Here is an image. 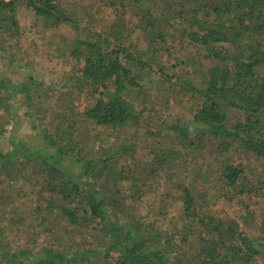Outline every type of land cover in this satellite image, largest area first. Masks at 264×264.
I'll return each instance as SVG.
<instances>
[{"label": "trees", "instance_id": "trees-1", "mask_svg": "<svg viewBox=\"0 0 264 264\" xmlns=\"http://www.w3.org/2000/svg\"><path fill=\"white\" fill-rule=\"evenodd\" d=\"M65 5V0H0V47L1 51L9 48L14 74L28 67L23 64L26 58L21 54V43L30 37L29 31L35 28L40 32L62 23L76 26ZM21 6L34 15L29 28H23L19 21ZM155 6L138 5V28L146 32L150 48L160 45L163 49L158 52H184L181 65L187 67L189 77L171 76L160 63L158 73L171 90L190 93L198 101L191 124L175 130L180 140L189 142L192 148L207 149L215 163L206 168L199 162L194 170L188 169L193 173L188 182L181 183L176 191H167L164 176L158 171L165 170L167 164L186 162V157L190 159L188 153L167 150L154 162L139 165L134 147L126 144L119 147L122 152L118 155L116 151L85 152L86 147L94 144L95 148L100 142L101 129L123 131L131 123H140L134 103L121 93L130 85L145 88L148 73L143 72L153 73L156 66L144 60L142 54L134 55L120 40L113 42V34L94 32V37L76 38L69 52L81 62L78 83L81 88L89 86L99 97L82 111L63 114L65 120L56 130L46 131L43 145L29 146L20 133L23 125L32 121L34 112L47 111L39 93L43 87L32 73L25 77L29 83L11 74H0V180L6 176L14 182L18 179L15 174L20 179L29 177L28 185L20 188L17 197L7 192L10 197L0 205V211L12 206L13 212L25 213L30 208L40 219L41 236L59 233L48 225L55 217L67 222V230L70 225L80 232L92 228L97 233L91 241L85 239L86 243L68 251L53 246L39 251L24 247L13 251L7 240L5 212L0 216V264L263 261L264 212L257 215L250 207L254 196L264 191V182L252 184L249 166L242 163L239 154L243 151L253 155L255 168H264V0H163ZM126 24L124 18L115 22L117 27ZM168 59L177 60L175 53ZM146 110L143 107L141 113ZM149 111L157 112L155 108ZM88 124L98 132L85 133ZM194 134L198 136L196 141L189 139ZM154 179L160 182L159 207L168 205L171 197L183 203L184 223L180 227L177 224L174 232L163 229V212L156 206L147 215L124 219L130 213L127 205L144 200L143 190L151 187ZM8 188L11 190V185ZM213 190L217 194L211 203ZM220 202L247 208L244 221L251 228L245 229L227 209L219 210ZM8 221L21 223L17 218Z\"/></svg>", "mask_w": 264, "mask_h": 264}, {"label": "rangeland", "instance_id": "rangeland-1", "mask_svg": "<svg viewBox=\"0 0 264 264\" xmlns=\"http://www.w3.org/2000/svg\"><path fill=\"white\" fill-rule=\"evenodd\" d=\"M137 1L65 0V8L70 11V16L75 19L76 26L71 25L72 23H62L51 29L43 28L40 32L35 28L29 31L28 35L30 37L21 43L22 53L20 52L26 58L23 64H27L28 67H22V69L17 71L18 74H14L12 71L13 66L8 57L11 53L9 48L5 47V51H1L0 47V74H11L13 78L18 80L25 79L29 73H32L43 87L39 93L42 95V105L47 108V111L34 112L35 116L32 121L28 122V120L20 132L29 146L38 147L45 144L44 136L46 131L54 132L57 125L65 120V117L62 116L63 114H67L72 110L82 111L94 105L95 99L99 97L98 93L93 92L89 86L81 88L78 83L81 81L82 76L79 69L81 62L70 55L69 48L73 40L76 38L94 37V32H100L108 36L113 34L115 37L111 36L110 38L113 42L120 40L134 55L142 54L144 60L152 61L156 66L154 67L156 71L153 73L150 71L143 72L148 73L145 76V79L147 78L148 80L145 88L130 85L121 93L123 96H128L131 102L134 103L137 115L141 117L140 123L138 125L131 123L123 131L101 129L99 131L100 142L96 143L95 148H93L94 144L86 147L85 152L90 154L93 150L92 153L105 151L112 153L116 151L118 155L122 152L119 147L126 144L134 147L133 151L135 150L134 154L137 161L140 162L139 165H147L152 161L154 162L153 159L156 156L162 155L167 150L188 153L190 159L188 157L186 159L189 160V163L187 160L184 163L172 166L167 164L165 165V170L158 171V174L164 176L168 186L167 191H176L181 183L188 182L191 174L188 169L194 170V166L198 165L199 162H203L206 168L215 162L212 155L207 153V149L192 148L189 142L180 140L181 135L175 130L177 126L184 127L191 124L198 101L190 93H179L177 92L178 90H171L170 86L163 82L162 77L158 73V70H160L158 63H160L171 76H187V67L181 65V60L186 55H183L184 52L178 50L158 52V49H163L160 45L150 48L146 32L138 28L139 23L136 17L139 12L138 5L149 6L156 4V6H160L163 0H140V3ZM124 5L126 8H124ZM18 18L23 28H29L35 20L34 15L25 6L20 7ZM121 18L126 19L127 24L123 27L115 26L116 20ZM116 37H118V40ZM143 53H146L147 56L144 57ZM171 53H175L177 60L171 61L168 59ZM174 65L178 66L173 67ZM134 69L136 70L135 67ZM173 81L176 80L173 78ZM24 82L29 83L30 79L27 78ZM143 107H147L149 110L155 108L157 112L146 110L141 113ZM9 128L12 129V126ZM189 131H191V134L193 133L192 128ZM84 132L96 134L98 131L92 124H88ZM195 138L198 139V136L195 134L189 135V139L195 140ZM2 145L6 146L7 144L2 142ZM132 153L128 154L126 161H128ZM94 155L92 157H95ZM239 155L241 161H243L242 163L249 166L247 171L252 184L259 185L264 182L263 165L256 169L255 164L257 162L253 155L243 151ZM252 160L255 162H252ZM133 162L134 159L131 163ZM236 163L238 164L239 162ZM262 164H264V161H262ZM212 172L211 170L209 171V173ZM214 175L219 174L214 173ZM15 176L18 179L14 182L12 180L9 181L6 176L1 177L0 205L5 203L7 197H10L9 193L13 197H17L21 192L20 188L28 185V176L22 179L19 178L18 174H15ZM159 179H154L155 182L152 181V186H147L146 190H143V192L145 191L144 200L127 205L130 213L124 219L127 221L132 219V216H137L140 213L147 215L151 207L156 206L158 210L163 212V229L174 232L177 224L180 227L184 223L182 216L183 203L171 197L168 200V205L159 207L158 205L161 203L159 199L160 191H158ZM10 185L11 190L8 188ZM211 194L212 196L210 195L209 200L212 203L217 191L213 190ZM253 200L254 205L250 207V211L261 215L264 212V191L255 195ZM16 202L18 205L21 204L20 200ZM40 203L43 204V201ZM218 205L219 210L227 209L233 217H236L245 226V229L251 228L244 221L247 215V208L242 205L235 207L234 203L227 202H220ZM5 212L8 215L6 217L8 220L12 218L21 220V223L17 225L13 221L4 220V225L8 232L7 240L13 251L18 250L19 247H24L31 251H39L45 246L61 247L68 251L72 247L86 243L85 239L88 242L91 241L97 233L92 228L80 232L70 225L67 230V222L55 217L50 219L48 225L57 229L59 233H48L41 236L42 232L38 231L40 219L36 214L32 213L30 208H27L24 213L13 212L12 206H8V211H6V208L1 209L0 216ZM37 231L39 236L36 234ZM252 232L257 234L254 229ZM56 238L59 240H56ZM259 264H264V259Z\"/></svg>", "mask_w": 264, "mask_h": 264}]
</instances>
